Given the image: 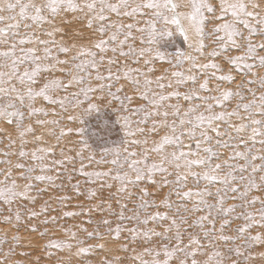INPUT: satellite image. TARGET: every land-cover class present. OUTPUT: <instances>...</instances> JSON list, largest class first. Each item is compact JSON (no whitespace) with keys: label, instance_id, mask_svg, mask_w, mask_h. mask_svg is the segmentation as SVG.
Segmentation results:
<instances>
[{"label":"snow or ice","instance_id":"snow-or-ice-1","mask_svg":"<svg viewBox=\"0 0 264 264\" xmlns=\"http://www.w3.org/2000/svg\"><path fill=\"white\" fill-rule=\"evenodd\" d=\"M178 38L191 51L162 50ZM157 62L169 68L154 75ZM0 124L16 132L0 159V264H40L29 237L48 236L60 218L52 204L66 208L73 196L39 210L37 201L63 191L65 179L89 203L62 216L87 215L95 227L79 231L103 243L85 246L63 228L70 240H50L49 255L75 247L80 264L97 250L107 253L97 264H250L251 249L264 245V232L251 233L264 229V196L253 194L264 193L257 0H0ZM46 126L56 145L36 134ZM72 134L74 155L60 148L55 158ZM77 173L83 185L71 183ZM93 212L106 215L96 221Z\"/></svg>","mask_w":264,"mask_h":264},{"label":"rangeland","instance_id":"rangeland-1","mask_svg":"<svg viewBox=\"0 0 264 264\" xmlns=\"http://www.w3.org/2000/svg\"><path fill=\"white\" fill-rule=\"evenodd\" d=\"M215 2H218V0H215ZM258 3L261 4L262 7H264V0H257ZM66 30H70V29H66ZM60 37L58 36L57 39H59ZM138 43V42H137ZM177 49H181L184 51H191L187 44H185L183 42L182 38H178L176 40H174L171 43H166L162 46V50L166 51L168 53H174ZM63 58V57H62ZM135 67V65H133ZM156 68L158 69V71L154 74V75H160L161 72L165 69L169 68V65L167 63H164L163 65H161L160 62L156 63ZM185 67H187V64L185 65ZM185 89H181V91H184ZM41 103H43L42 101H38L37 102V106H40ZM136 103H142V101H140L139 99L136 100ZM46 106V105H45ZM53 117H49V119H51ZM51 126H46L45 128H39L37 127L36 129V134L40 135L43 134L44 136V140L41 142L44 146H50V145H56V139L54 136H50L48 135V128ZM87 129V126H84ZM0 128L4 129L3 133H0V137L3 138V143H0V159H4L2 152L8 150L6 148V145L8 144V140H7V136L11 135L13 139H16V132L14 130V128L8 126L7 124H0ZM58 131V130H57ZM28 139L31 141L32 137L31 135L28 136ZM79 137L76 136L75 134H72L70 137L65 138L64 140H62L60 142V145L57 146L55 148V152H56V157L57 159H60V148H64L65 149V153L67 155H74L73 151H69V149H72L74 147L73 143H71L70 141H75L78 140ZM19 146V143L17 142V147ZM36 145L33 143H29L27 145L28 149H31L33 147H35ZM11 159L13 160V162H16L17 157L12 156ZM77 167H79V163L77 162ZM6 167V165L0 164V168ZM37 174H39V171H37ZM79 179L80 183L83 185L85 182V178L83 176H80L78 173L73 175V179L71 181V183H75L76 180ZM65 189L61 192H56V191H52L51 189H49L48 192L44 193L42 196H40V198L37 201V205H36V210H39L40 205L43 204L44 201H47L50 199V197H55L57 195H63V194H68V195H72L73 199L71 201V203L68 205V207L64 208L63 206H59L56 205L55 203L52 204V207L54 208H58L60 209L59 215L60 218L58 219V223L53 226V225H48V230H49V234L48 236H45L43 238L40 237L39 232L32 234L29 239L32 241V243L35 245L34 249H28L29 251L33 252V255L31 257L32 260H35V258L37 256L40 257V264H80V260L81 257L75 256L74 253L76 251L75 247L71 250V252L67 249L64 250H58V249H50V251L52 252V255H49L48 252H45L43 249V245L47 244L50 240H62V241H68L70 240L69 236L66 235V233L63 231V228H71L73 231L78 232V237L85 239V246H87L88 244H97V243H103V241H97V240H89L86 239V233L79 231L78 226H82V227H86L89 229V231H91L95 225L92 224H88L87 220L88 217L87 215H82L80 217H63L62 216V212L63 211H79V208H77L76 206L78 204H85L87 205L89 202L84 198V197H76L74 195V193L71 191V189L67 186L68 185V181L65 179ZM59 183V181H58ZM88 186V185H86ZM40 187H47L46 185L41 184ZM113 192L115 191V189L112 190ZM150 191H155V192H160L159 189H150ZM167 193V189L165 188L163 190V192L161 193V197ZM254 195H261L264 196V193H259V192H255L253 193ZM103 195L105 197H107L109 195V192L107 190H105V192L103 193ZM161 197H154L157 199V202H159V199ZM173 200H175L176 198L173 196L172 197ZM211 201V198H209ZM99 201H93L92 203H98ZM113 205V209L114 211H119L118 205L116 204L115 200L110 201ZM127 202V201H125ZM134 203H138V201H133L132 203H128V208L132 209L134 206ZM229 203H232V201H229ZM256 208L259 207V204H257L255 206ZM165 209H161V211H164ZM250 211H254L255 209H249ZM150 211H154V209H150ZM127 215H130L131 212L129 211L128 213H126ZM50 215L56 216L58 215V212H51ZM101 215H106V213H98V212H93L92 214V218L96 221H99L101 218ZM108 219L113 221V227L115 226V217L112 216H108ZM236 223H242L240 221H237ZM154 226L152 224L149 225ZM233 227H235V224L233 225ZM157 230H161L160 227L157 226ZM40 231H44V227L41 226ZM103 231V229H102ZM257 231H261L264 232V229H258V228H253L251 229V233L253 235H255L257 233ZM20 235L23 237L26 234L22 231L20 233ZM126 235V233H125ZM73 243H75L74 241H71ZM108 247L115 249L116 247H118L117 245H108ZM5 251H7V247L5 246ZM22 249L17 248V252H20ZM252 253H253V259L250 261V264H264V258H261L258 253L260 252H264V245H260L257 244L255 245L252 249H251ZM113 254L115 255H120L121 257H125L127 255H130V253H124V252H113ZM105 255H107L106 252L97 250L94 254H89L88 255V260L92 262V264H97L98 261L102 260ZM17 259H23L22 257H17ZM126 264H131L130 261H127Z\"/></svg>","mask_w":264,"mask_h":264}]
</instances>
